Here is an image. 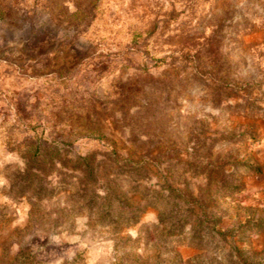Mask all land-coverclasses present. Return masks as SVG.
<instances>
[{
  "label": "rangeland",
  "instance_id": "374dc122",
  "mask_svg": "<svg viewBox=\"0 0 264 264\" xmlns=\"http://www.w3.org/2000/svg\"><path fill=\"white\" fill-rule=\"evenodd\" d=\"M0 9V264H264V0Z\"/></svg>",
  "mask_w": 264,
  "mask_h": 264
},
{
  "label": "trees",
  "instance_id": "16d2710c",
  "mask_svg": "<svg viewBox=\"0 0 264 264\" xmlns=\"http://www.w3.org/2000/svg\"><path fill=\"white\" fill-rule=\"evenodd\" d=\"M52 1L54 2L55 0H52ZM4 13H5V10H4V9H0V17H2V15H3ZM43 144H44L43 142L38 141V145H37V147H36L35 150L40 149L41 145H43Z\"/></svg>",
  "mask_w": 264,
  "mask_h": 264
}]
</instances>
